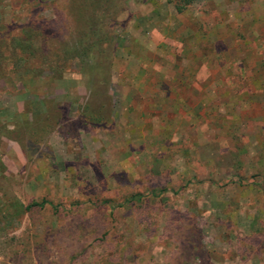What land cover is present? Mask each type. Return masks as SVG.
I'll return each instance as SVG.
<instances>
[{
    "label": "rangeland",
    "instance_id": "1",
    "mask_svg": "<svg viewBox=\"0 0 264 264\" xmlns=\"http://www.w3.org/2000/svg\"><path fill=\"white\" fill-rule=\"evenodd\" d=\"M0 208V264H264V0H0Z\"/></svg>",
    "mask_w": 264,
    "mask_h": 264
},
{
    "label": "trees",
    "instance_id": "2",
    "mask_svg": "<svg viewBox=\"0 0 264 264\" xmlns=\"http://www.w3.org/2000/svg\"><path fill=\"white\" fill-rule=\"evenodd\" d=\"M88 8H89L88 9L89 11L94 9L93 6L92 7L90 6ZM176 9L177 10H181V6L176 4ZM92 13H93V11H91V14ZM88 14H90V12H88ZM83 21H84L83 22V27H82V30H81L82 31L81 32L82 33L81 34L82 37H80V38L82 39L84 45L83 46L74 45L72 47L69 46L68 48L72 49L77 55H79V54L82 55V54H86L87 53L86 55L90 56L88 54L89 50L92 47L97 46V45H99L101 43V38L99 39V36L100 35L103 36L104 34L103 33H99L98 34L96 32V27H95V23H94L95 20L94 19H91L90 17L89 18L84 17ZM25 31H27V32L23 33V36L25 37L24 40H22L21 38L18 39V38H14L13 37V38L10 39L9 43L7 42V46L11 45V46H13L15 48L14 54L16 55V59L17 60L20 58V55H17L18 53L24 54L25 51H26V53L29 56H32V55L34 56V50L36 49L35 46H33L31 44V42H28V38H30L33 33L29 32L27 29ZM94 37H96V38L94 39ZM29 41H30V39H29ZM31 45H32V47H31ZM11 69L12 68H10V70ZM25 79L29 80L28 77H26ZM23 84L26 85V82H23ZM46 201L47 200L44 197L40 198V200H31V201L27 202L26 204H22L21 202L15 200V202H13L14 214H20L22 212L31 210L33 207H41L43 205V203H45ZM57 206H58V204L51 203V207L53 209H57Z\"/></svg>",
    "mask_w": 264,
    "mask_h": 264
}]
</instances>
